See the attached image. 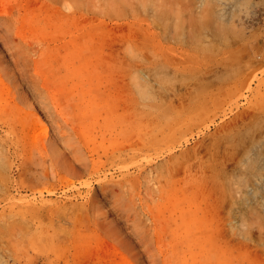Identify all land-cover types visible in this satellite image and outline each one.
I'll return each mask as SVG.
<instances>
[{
    "label": "rangeland",
    "instance_id": "obj_1",
    "mask_svg": "<svg viewBox=\"0 0 264 264\" xmlns=\"http://www.w3.org/2000/svg\"><path fill=\"white\" fill-rule=\"evenodd\" d=\"M0 264H264V0H0Z\"/></svg>",
    "mask_w": 264,
    "mask_h": 264
}]
</instances>
